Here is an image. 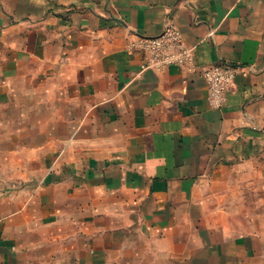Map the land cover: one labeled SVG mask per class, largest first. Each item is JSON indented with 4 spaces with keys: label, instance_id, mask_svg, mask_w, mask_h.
I'll use <instances>...</instances> for the list:
<instances>
[{
    "label": "crops",
    "instance_id": "obj_1",
    "mask_svg": "<svg viewBox=\"0 0 264 264\" xmlns=\"http://www.w3.org/2000/svg\"><path fill=\"white\" fill-rule=\"evenodd\" d=\"M0 264H264V0H0Z\"/></svg>",
    "mask_w": 264,
    "mask_h": 264
},
{
    "label": "built area",
    "instance_id": "obj_2",
    "mask_svg": "<svg viewBox=\"0 0 264 264\" xmlns=\"http://www.w3.org/2000/svg\"><path fill=\"white\" fill-rule=\"evenodd\" d=\"M128 49L143 54L141 69L162 71L170 66H189L192 48L185 45L182 35L172 20L156 36H141L133 40ZM202 77L208 88L209 103L214 108L222 106L225 92L238 69L225 64H214L202 69Z\"/></svg>",
    "mask_w": 264,
    "mask_h": 264
}]
</instances>
